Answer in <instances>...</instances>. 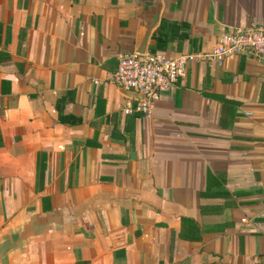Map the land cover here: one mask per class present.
<instances>
[{"label":"crops","instance_id":"1","mask_svg":"<svg viewBox=\"0 0 264 264\" xmlns=\"http://www.w3.org/2000/svg\"><path fill=\"white\" fill-rule=\"evenodd\" d=\"M156 12L190 24L166 53L209 52L264 0H0V264H264V61L126 114L117 55Z\"/></svg>","mask_w":264,"mask_h":264},{"label":"built area","instance_id":"2","mask_svg":"<svg viewBox=\"0 0 264 264\" xmlns=\"http://www.w3.org/2000/svg\"><path fill=\"white\" fill-rule=\"evenodd\" d=\"M244 54L264 61V23L251 22L245 27L230 28L209 52L178 55H170L166 51L119 53L113 81L118 87L141 95V99L125 106L124 113L137 111L150 115L161 93L185 76L190 63L201 61L221 66L228 57Z\"/></svg>","mask_w":264,"mask_h":264},{"label":"trees","instance_id":"3","mask_svg":"<svg viewBox=\"0 0 264 264\" xmlns=\"http://www.w3.org/2000/svg\"><path fill=\"white\" fill-rule=\"evenodd\" d=\"M189 29L190 24L185 21H175L163 18L153 35L154 43L150 45L148 51H165L170 42L181 43L188 37ZM60 119L63 120L61 113Z\"/></svg>","mask_w":264,"mask_h":264},{"label":"water","instance_id":"4","mask_svg":"<svg viewBox=\"0 0 264 264\" xmlns=\"http://www.w3.org/2000/svg\"><path fill=\"white\" fill-rule=\"evenodd\" d=\"M156 12L155 16H141L140 28L137 32L134 52L137 54H145L148 49L149 39L154 28L158 26L159 16Z\"/></svg>","mask_w":264,"mask_h":264}]
</instances>
